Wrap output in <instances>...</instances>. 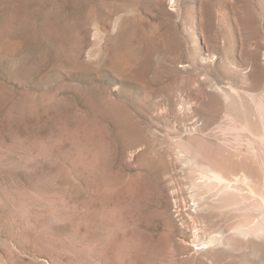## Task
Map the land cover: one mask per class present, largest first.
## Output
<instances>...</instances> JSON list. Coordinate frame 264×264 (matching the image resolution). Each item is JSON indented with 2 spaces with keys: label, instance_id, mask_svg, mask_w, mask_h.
<instances>
[{
  "label": "rangeland",
  "instance_id": "obj_1",
  "mask_svg": "<svg viewBox=\"0 0 264 264\" xmlns=\"http://www.w3.org/2000/svg\"><path fill=\"white\" fill-rule=\"evenodd\" d=\"M263 90L264 0H0V264H264Z\"/></svg>",
  "mask_w": 264,
  "mask_h": 264
},
{
  "label": "bare ground",
  "instance_id": "obj_2",
  "mask_svg": "<svg viewBox=\"0 0 264 264\" xmlns=\"http://www.w3.org/2000/svg\"><path fill=\"white\" fill-rule=\"evenodd\" d=\"M204 60V59H203ZM206 63V62H205ZM257 67V66H256ZM245 68V67H244ZM250 68V67H249ZM252 68V67H251ZM254 69V68H253ZM228 70V69H227ZM257 72V71H256ZM248 73V72H247ZM233 75V74H232ZM246 80H248V78H247V76H245L244 75V77H243V81H246ZM249 82V81H248ZM260 82V80H259V78H255L253 81H252V83L256 86L258 83ZM249 86V85H248ZM237 87V86H236ZM251 87V86H250ZM254 86L252 85V88H253ZM220 89V88H219ZM220 91H222L223 92V90H220ZM243 91V90H242ZM264 91V90H263ZM264 93V92H263ZM261 94V95H263L264 96V94ZM264 97H262L261 99H263ZM224 100V99H223ZM186 103V102H185ZM254 103H256L255 101H254ZM257 105V104H256ZM259 105V104H258ZM262 105H263V108H264V102L262 103ZM260 107V106H259ZM261 108H262V106H261ZM262 108V109H263ZM263 111H264V109H263ZM193 161V159H191V161L189 162V163H191ZM208 160H206V162H207ZM212 161V160H211ZM194 162V161H193ZM193 162H192V164H193ZM205 162V160L204 161H202V163H204ZM205 162V163H206ZM209 162V161H208ZM207 162V163H208ZM197 163V164H196ZM202 163H198V162H194V168H195V176H196V178H193V180H200L202 183H203V185L205 186V187H207L208 188V190H210V191H217L218 193H224V192H227V190H230V189H232V188H235V183L233 182V180L227 175V173L226 172H224V170L223 169H221L220 167H218L216 164H215V166L213 165L214 164V162H213V164L212 165H209V163H208V165H206L205 166V163L204 164H202ZM201 164V165H200ZM191 165V164H190ZM191 167V166H190ZM192 167V168H193ZM192 170V169H191ZM190 170V171H191ZM191 173H192V171H191ZM193 173V174H194ZM192 174V175H193ZM232 175V174H231ZM244 176L246 175V174H243ZM242 175V176H243ZM241 177V176H240ZM240 177H239V179H240ZM247 177V175L245 176V178ZM242 179V178H241ZM250 180V179H249ZM132 181H134V180H131L130 182H132ZM196 182H198V181H196ZM200 182V183H201ZM240 182V181H239ZM249 182V181H248ZM248 182H246V183H248ZM201 183V184H202ZM242 183V182H241ZM245 183V184H246ZM195 184V183H194ZM195 185H199V184H195ZM131 186V188L130 189H132V187H134L133 186V184L131 183H129V187ZM203 187V186H202ZM201 188V186L200 187H198V189H200ZM198 189L196 190V191H198ZM203 189H204V187H203ZM234 190V189H233ZM243 189H241V191H242ZM177 192V191H176ZM190 192V191H189ZM80 193V192H79ZM242 193H243V191H242ZM76 194V193H75ZM80 194H82V193H80ZM84 194H82V196H83ZM193 195L195 196V193H193ZM191 196V195H190ZM193 196V197H194ZM86 197V196H85ZM198 197L200 198V197H202V196H200V195H198ZM199 198H196V199H198V200H201V199H199ZM81 199V202H83L82 201V198H81V196L79 195V194H77L76 196H72L71 197V200H72V202H74V201H78V200H80ZM85 199V198H84ZM202 199H204V198H202ZM119 200V199H118ZM193 200H195V197H194V199ZM204 201V200H203ZM80 202V201H79ZM195 202V201H194ZM200 202V201H196L195 202V204H196V206L195 207H197V206H199L198 205V203ZM79 204V203H78ZM200 204V203H199ZM119 206V205H118ZM104 208V207H103ZM106 209H107V207H105ZM105 208L103 209V210H105ZM120 208V207H119ZM122 208V207H121ZM198 208V207H197ZM118 209V208H117ZM199 209H200V207H199ZM109 211V210H108ZM121 211V210H120ZM119 211V214L122 212H120ZM196 213H198L197 211H199V210H197L196 211V209L194 210ZM247 211V210H246ZM110 212V211H109ZM195 213V214H196ZM107 214V213H106ZM105 214V215H106ZM115 213H113V215H114ZM199 214V213H198ZM116 215V217H117V214H115ZM193 216V215H192ZM118 218H120V217H117L116 219H115V221L113 220L114 219V217H113V219H112V217H111V214H107V216H106V222H108L109 223V225H108V227L106 228V230H104L105 232H102V234L103 233H106V234H108V235H110V234H112L113 235V233L116 235H118V234H120L121 233V230H120V228H121V225L119 224V221L117 222V220H119ZM121 219V218H120ZM193 219V218H192ZM101 221H102V219H101ZM104 221V220H103ZM101 224V223H100ZM104 225V224H103ZM102 226V225H101ZM104 227H105V225H104ZM246 227V226H245ZM245 227H243V226H241L240 228H238V229H236V231L237 230H241L242 231V233H244V232H246V228ZM196 230V229H195ZM245 230V231H244ZM195 232H197V230L195 231ZM209 233H212L211 231L209 232L208 231V234ZM206 234V233H205ZM213 234H215L214 232H213ZM221 234V233H220ZM239 234H240V232H239ZM194 235H197V234H194ZM200 235V234H199ZM246 235V234H245ZM198 236V235H197ZM220 236V235H219ZM225 236V235H224ZM223 236V237H224ZM112 237V236H111ZM114 237V236H113ZM117 237V236H116ZM119 237V236H118ZM205 237H207L206 235H205ZM222 237V236H221ZM208 238L209 239H207V238H205L206 239V241H205V239H204V241H205V243H204V245H203V242H202V244L201 245H203V248H205V246L207 247V248H209L210 246H212L213 245V242L215 241V240H217V237L216 236H208ZM218 241V240H217ZM216 242V241H215ZM214 242V243H215ZM215 245H217L216 243H215ZM214 247H216V246H214ZM200 248V247H199ZM203 248H202V250H203ZM213 248V247H212ZM210 249V248H209ZM214 249V248H213ZM212 249V250H213ZM204 251H208V249H204ZM210 251H211V249H210Z\"/></svg>",
  "mask_w": 264,
  "mask_h": 264
}]
</instances>
